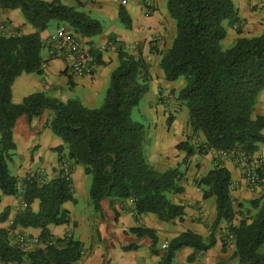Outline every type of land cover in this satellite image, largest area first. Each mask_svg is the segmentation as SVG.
I'll use <instances>...</instances> for the list:
<instances>
[{"label":"trees","instance_id":"1","mask_svg":"<svg viewBox=\"0 0 264 264\" xmlns=\"http://www.w3.org/2000/svg\"><path fill=\"white\" fill-rule=\"evenodd\" d=\"M0 4L6 9H20L26 22L36 29L15 36L0 31L2 193L17 195L20 191V181L9 167L16 149L13 130L17 118L26 115L31 121L49 108L54 112L50 126L67 149V155L60 154V160H69L72 170L76 163L84 165L85 172L92 176L90 197L96 207L105 198H132L137 214L153 212L162 220L181 217L184 206L174 203L170 194L183 191L178 184L183 173L177 167L164 171L154 167L146 153L147 127L133 118L152 79L146 60L120 48L118 66L111 75L104 103L98 108L86 107L75 99L63 102L44 92L33 93L17 104L12 100L15 79L22 73H43L45 43L41 30L56 21L58 26L65 24L81 37H92L100 34L103 27L100 21L61 0H0ZM167 7L176 22L177 34L160 66L167 80L185 78L186 84L177 99L188 108L193 132L204 136L199 145L187 139L178 143L177 148L186 151L187 156L211 150L252 156L264 144V115H255L258 96L264 90V33L242 35L239 26L240 36L225 48L222 41L228 27L241 22L233 0H167ZM121 17L130 26L125 10L121 11ZM261 168L259 174L263 177L264 166ZM36 176L23 180L27 206L16 217L14 226H40L42 241H51L47 226L69 221V212L63 205L74 199L72 179H67L62 170L49 181H39ZM198 184L204 197L216 195L217 221L224 218L229 223L234 255L240 264H264V193L250 200L251 208L241 205L245 211L239 212L242 218L235 224L237 211L230 191L229 169L218 160ZM35 198L41 200L38 212L31 208ZM6 218V213L0 215L1 220ZM132 232L152 238V252L161 255L159 264H174L176 251L185 246L206 251L216 242L214 236L205 240L188 230L163 249L157 247L158 238L151 229L137 227ZM8 236L5 229L0 230V258L5 261L21 258L23 252L9 244ZM65 240L62 246L48 244L32 252L31 264H72L78 260L82 243L72 237ZM138 247L134 243L124 248Z\"/></svg>","mask_w":264,"mask_h":264},{"label":"crops","instance_id":"2","mask_svg":"<svg viewBox=\"0 0 264 264\" xmlns=\"http://www.w3.org/2000/svg\"><path fill=\"white\" fill-rule=\"evenodd\" d=\"M233 1L239 8L242 35L258 36L264 33V0ZM68 2L65 4L75 6L102 24L103 30L98 35L81 37L76 34L97 56L95 72L85 76L72 75L64 59L51 57L48 53L50 37L58 25L52 33L48 29L41 30L40 35L45 43L42 56L46 66L43 73L19 75L12 85V100L20 104L29 95L44 92L63 102L75 99L86 107L98 108L104 103L111 75L118 66L119 49L142 56L149 65L152 79L149 90L134 114L139 113L141 119L138 121L147 127L146 153L154 167L159 171L174 167L182 171L183 177L178 184L183 187V191L170 194V199L184 206V214L170 220H162L153 212L137 214L132 198H105L96 207L90 197V187L88 189L89 174L85 172L83 164L76 163L71 176L74 199L63 205L69 212V221L47 226L52 234L51 244L64 245L68 234L80 241L82 255L72 264H159L161 255L152 252V238L148 235L138 236L132 229H151L158 238L157 247L161 248L164 242H170L181 233L192 230L205 240L214 236L215 244L206 251L185 246L176 251L174 264H240L239 258L234 255L235 243L228 231L229 223L224 218L217 221L216 195L204 197L198 182L218 160L229 169L230 191L237 211L235 224L242 218L239 213L243 211L241 205L245 206L244 203L259 195L263 188L248 184L243 163L239 160L240 154L211 150L187 156L186 151L177 148L178 143L190 138L193 130L189 125L188 108L177 99L179 91L186 84L185 78L167 80L160 66L163 55L171 48L177 34L176 22L170 16L167 0H154L155 6L150 13L146 12L144 0ZM122 10L130 17V26L122 20ZM0 23H6L22 33L36 31L26 22L20 9L2 8L1 4ZM239 36L237 29L228 27L222 45L230 47ZM260 114L264 115V90L255 105V115ZM53 118L54 112L46 108L31 121L26 115H20L16 120L13 130L16 149L11 160L14 173L10 171L18 177L20 191L17 195H5L0 189V215H7L6 219H0V230L5 229L9 238L16 232L38 236L42 233L40 226H14V222L27 206L21 194L23 180L29 175L40 174L44 175L46 181L56 178L62 163L60 154L67 155L64 141L50 126ZM199 136L201 140L204 137L203 134ZM261 156H264V144L251 158L255 160ZM40 206V198H35L31 203L34 212H38ZM134 243L139 246L137 249L124 248ZM9 262L0 258V264Z\"/></svg>","mask_w":264,"mask_h":264},{"label":"built area","instance_id":"3","mask_svg":"<svg viewBox=\"0 0 264 264\" xmlns=\"http://www.w3.org/2000/svg\"><path fill=\"white\" fill-rule=\"evenodd\" d=\"M85 2L87 0H79ZM146 6V12L150 13L154 6V0H144ZM0 31L5 34L20 35L21 32L16 28L6 24L0 23ZM48 53L51 57H59L64 59L67 67L72 75L85 76L92 75L98 65L97 56L92 52L89 46L83 43L80 37H78L67 25L62 24L58 26L56 32L50 37ZM46 63V62H45ZM43 64V68L46 64ZM264 163L263 161H260ZM244 175L251 187L259 186L261 183V176L259 174V168L256 166L251 156L244 155ZM60 170L63 171V175L70 179L72 176L71 162L64 159L61 163ZM34 175H29L27 178L31 179ZM36 178L39 181L45 179L44 175H37ZM24 196V188L21 191ZM25 201V198H24ZM26 203V201H25ZM68 237H72L68 234ZM9 244L18 248L23 252V256L19 259H15L9 262V264H31L29 255L37 249L44 248V246L51 244L50 240L42 241L40 236L28 234L25 232H16L14 236L10 238ZM169 245L166 241L162 244V248L165 249Z\"/></svg>","mask_w":264,"mask_h":264},{"label":"rangeland","instance_id":"4","mask_svg":"<svg viewBox=\"0 0 264 264\" xmlns=\"http://www.w3.org/2000/svg\"><path fill=\"white\" fill-rule=\"evenodd\" d=\"M64 1V3H67V4H69V2H68V0H63ZM72 2L73 3H75V0H72ZM23 15V14H22ZM242 25V22H240V23H236V24H234L233 26H231V27H233L234 29H237L239 26H241ZM56 26H57V22L56 21H53V22H51L50 23V25L48 26V31L50 32V33H52V32H54L55 31V29H56ZM133 118L135 119V120H139V119H141L140 118V115H139V113H133ZM188 139H190L191 140V142H193L194 141V143L196 144V145H199V144H201V138H200V136H199V134H195L194 132H192L191 133V135H190V138H188ZM240 157H239V160L243 163L244 162V155L243 154H240L239 155ZM252 159V158H251ZM264 160V156L262 157H257V159H255L254 160V162L256 163V166L258 167V168H261V167H263L264 166V163H261L260 161H263ZM252 161H253V159H252ZM13 163L10 161L9 162V167H10V170L14 173V170H13V167L11 166ZM243 166H244V164H243ZM263 173H264V169H263ZM262 178V180H261V183H260V186L263 188L261 191H260V193H259V195H257V196H255V197H253V198H257V197H260V196H262V194L264 193V186H263V183H264V174H263V177H261ZM88 182H89V185H88V189H89V187H90V185H91V182H92V176L91 175H89V178H88ZM253 198H251V199H253ZM251 199H248V201H246L244 204H246L245 205V208H251L250 207V200ZM237 208L239 209V207L237 206ZM240 211V210H239ZM243 211H245V209L243 210ZM252 211H255V210H252Z\"/></svg>","mask_w":264,"mask_h":264}]
</instances>
